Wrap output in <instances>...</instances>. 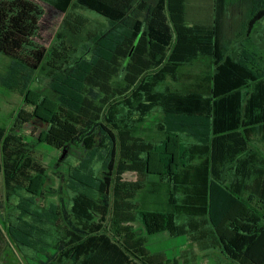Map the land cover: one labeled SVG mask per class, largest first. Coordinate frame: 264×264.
Returning <instances> with one entry per match:
<instances>
[{
    "label": "trees",
    "instance_id": "1",
    "mask_svg": "<svg viewBox=\"0 0 264 264\" xmlns=\"http://www.w3.org/2000/svg\"><path fill=\"white\" fill-rule=\"evenodd\" d=\"M52 3L65 13L96 11L110 25L94 37L92 49L84 52L89 56L69 65L66 79L54 81L56 98L33 89L22 94L33 118L45 126L44 141L61 127L59 117L75 128L64 145L68 153L77 148L83 152L68 172L75 192L72 208L65 197L66 174L56 170L60 185L53 188L28 149L16 136L9 139L11 128L0 127L6 199L20 197L17 221L7 226L12 244L23 242L44 254L39 264H55L58 258L69 264L99 263L108 253L121 264H132L127 263L130 255L149 264L127 240L113 243L94 235L104 229L105 220L93 229L85 225L91 223V213L105 216L115 203L120 206L116 220L139 222L145 234L178 237L188 229L209 228L227 250L253 257L250 249L264 237V152L252 145L264 142V48L255 39L264 19V0H238L236 5L233 0ZM165 9L171 26L158 14ZM44 13L35 0H0V53L32 73L50 57L36 41ZM231 13L241 18L235 20ZM130 43L131 56L147 54L150 72L130 94L95 116L84 109L85 96L101 98L87 79L99 63L113 62ZM234 45L239 46L236 57ZM201 61H206L205 69L187 84L166 85L181 83L187 77L183 68ZM150 118L153 127L146 126ZM147 129L154 133L149 140L135 135ZM121 133L141 141L133 158ZM138 168L144 180H120L119 174ZM21 191L29 197H21ZM51 197L59 203L42 204ZM59 210L70 233L64 237L56 234ZM251 238L256 239L250 244Z\"/></svg>",
    "mask_w": 264,
    "mask_h": 264
},
{
    "label": "rangeland",
    "instance_id": "2",
    "mask_svg": "<svg viewBox=\"0 0 264 264\" xmlns=\"http://www.w3.org/2000/svg\"><path fill=\"white\" fill-rule=\"evenodd\" d=\"M35 1L45 10L36 41L46 47L50 57L45 61L40 71L32 73L13 64L10 58L0 53V127L11 128L9 139L16 136L19 142L28 149L50 177V185L53 188L58 189L60 185V180L55 175L56 170L66 174L68 184L65 197L69 207L72 208L75 192L70 189L73 183L68 172L79 164L83 152L80 148H77L75 153H68V149L64 145L68 143L75 128L66 123L62 117H59L58 122H60L61 127H59V130H53L48 140L44 141V139H41V129L45 126L33 118L32 108L24 103L22 94L28 89H33L56 98L57 94L52 87L55 84L54 81L66 79L68 66L77 62L79 57L89 56L84 52L92 49L94 37L106 31L110 24L106 17L90 9L83 10L79 8L65 13L53 5L52 0ZM233 3L236 5L238 0H233ZM158 14L160 17L163 16L165 22L171 26L167 9L158 12ZM233 16L235 20L241 18L240 13H234ZM256 32L255 39L264 48V19ZM58 35L60 36L58 37ZM131 46L132 43L124 45L113 62L109 64L99 63L92 71L87 82L94 86L96 92L100 94L101 100L85 96L83 105L85 110L95 116H102L108 110L110 103H115L120 96L130 94V89L136 86L144 73L150 72L148 70L150 65L147 62V54L131 56L129 51ZM238 50L239 46L234 45L232 52L235 57ZM205 64L206 61H201L197 65L183 68V72L187 77L183 78L181 83L168 81L166 85L171 88H180L181 85L187 84L190 78L202 73ZM86 90L84 88V94H86ZM19 113L21 115L17 125H14ZM152 122V118H150L146 126L153 127ZM121 134V141L127 139L130 147L129 152L133 158V152L141 147V141ZM153 134L150 129H147L145 132L135 135L149 140L148 135ZM97 140H100L99 136H97ZM252 145H257L264 152V142L256 140ZM10 148L12 149L13 146H10ZM100 152L102 155L104 151ZM119 178L122 182H139L144 180V175L138 168L119 174ZM20 195L24 198L29 197L25 191H21ZM19 199L18 196H13L9 201L6 199L4 179L2 173H0V264H39L38 260L44 254L39 253L35 248L26 246L23 242H13L12 244V240L7 234V226L15 224L17 221L15 217L18 216L19 211L16 205ZM36 202L39 204L40 200L37 199ZM51 202L58 204L59 198L51 197L42 204L48 207ZM119 208V205L113 203V207L105 216H102L99 212L91 213L88 217L91 223L88 221L85 225L93 229L94 223L105 220L102 223L104 229L95 231L93 234L102 236L103 239L110 240L113 243H116L118 239L127 240L148 260L149 264H174V260H176V264H264V237L259 239L254 247L250 249V253L253 252V257L244 258L236 249L227 250L221 243L215 241L209 228L194 229L193 232L188 229L178 237H172L169 232L149 235L142 231L139 222L117 221L115 211ZM59 212L61 211H58L59 219L55 226L57 229L56 234L59 237H64L65 234L70 233ZM102 231H104L103 235ZM218 231L224 232V229ZM138 235L140 236L137 237ZM139 239H143L141 244H139ZM255 239L251 238L250 244ZM130 260L127 263L137 262L142 264L139 259L132 255H130ZM63 263L69 264L62 258L55 261V264ZM119 263L121 264V261L118 256L108 253L99 263L91 262L88 264Z\"/></svg>",
    "mask_w": 264,
    "mask_h": 264
}]
</instances>
